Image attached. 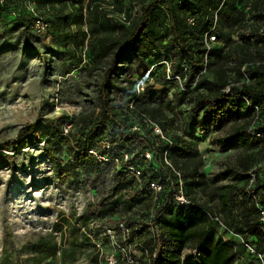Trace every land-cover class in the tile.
I'll use <instances>...</instances> for the list:
<instances>
[{
  "label": "rangeland",
  "instance_id": "rangeland-1",
  "mask_svg": "<svg viewBox=\"0 0 264 264\" xmlns=\"http://www.w3.org/2000/svg\"><path fill=\"white\" fill-rule=\"evenodd\" d=\"M97 1L64 0L63 6H44L40 0H0V264H109L111 257L113 264L117 260L145 264V245L124 228L128 225L152 233L147 194L137 195V184L127 176H117L111 162L93 161L85 169L70 162L72 144L82 142L99 120L102 102L117 118L125 119L128 129L141 124L139 134L147 128L138 120L136 108L160 107L157 125L161 129L165 125L170 138L182 136L202 157L204 177L196 188L197 199L207 202L216 213L220 202L208 197L220 186L235 183L250 189L256 178L264 179L263 138L256 139V146L249 150H221L213 144L216 137L228 135L245 118H234L223 109L215 123L208 122L200 130L197 127L192 103L184 97L189 63L169 46L172 34L161 5L154 12L158 23L152 26L154 36L162 40L127 54L102 90L111 57L92 61L85 50L90 33L85 7L87 3L96 7ZM78 2L84 6L80 30L69 20L68 26L61 24L57 12L62 8L63 14H76ZM110 2L99 0V10H111ZM123 3L126 12L114 13L116 18L138 13L137 3ZM34 14L48 24L46 31L32 27ZM215 45L224 47L222 41ZM215 59L216 55L213 62ZM216 66L198 72L195 77L201 75L202 81L196 86L193 83L187 93L207 90L204 78L211 80ZM230 76V83L239 85L248 78L236 73ZM32 123L40 139L17 150L13 142L18 130ZM257 123L251 121V125L260 126ZM134 145L137 147L127 148L133 163L156 167L154 156L144 162L143 146ZM239 158L252 162L249 171L237 165ZM234 168L236 172H232ZM223 171L228 175H221ZM104 197L108 205L103 208L100 200ZM219 213L227 221L226 215ZM221 235L232 241V264H258L239 238L228 240V235L215 231V238ZM194 245L191 240L186 248Z\"/></svg>",
  "mask_w": 264,
  "mask_h": 264
},
{
  "label": "trees",
  "instance_id": "trees-1",
  "mask_svg": "<svg viewBox=\"0 0 264 264\" xmlns=\"http://www.w3.org/2000/svg\"><path fill=\"white\" fill-rule=\"evenodd\" d=\"M40 1L44 6L64 4V0ZM124 1L137 3L138 13L130 17L123 16L121 20L116 18L114 13L126 12L123 0H111L107 3L111 10L100 11L99 8L102 9V6L99 0L96 7L88 6V3L85 7L88 10L87 21L90 23L86 52L90 54L92 61L111 57L101 82L102 90L108 87L117 65L127 54L143 49L144 44L148 48L156 40H162L161 37L154 36L155 29L152 26L158 23L154 12L161 5L169 20L168 30L172 34L169 46L178 58L180 56L189 63L190 71L189 76H186L188 79L185 83L188 84L185 90L191 91L193 83L196 86L202 81L201 75L198 79L195 77L198 72H206L210 66L217 64L211 80L204 78L208 84L207 90L198 93L184 92L185 100L192 103V113L196 117L195 122L199 130L208 122L215 123L224 109L228 110L232 117H242L246 121L237 124L228 135L216 137L213 140L215 146L221 150L235 147L249 150L256 146V139H264V0H223L220 8L221 0H151L147 3H144V0ZM78 3L76 14L71 12L63 14L62 8L57 12L61 14L59 16L61 24L68 26L69 20L78 25L80 30L84 6L82 2ZM215 12L217 18L215 28L219 35L206 51L204 37L213 26ZM189 17H195L196 22L189 24ZM258 37H263L262 41H258ZM221 41L224 47H217L215 44ZM214 55L216 59L213 62ZM219 59L222 63H219ZM231 73H236L239 77L245 75L248 77L247 82L240 85L238 82L231 84L229 80ZM102 103L99 120L84 134L82 142L72 144L71 164L85 169V165L90 166L93 161L100 163L88 152L89 149L96 148L107 155H117L122 151L130 152L127 148L137 147L135 143L143 146L142 155L143 150L147 149L153 152L156 160V167H153L155 164H149L153 168L145 167L142 170L146 183L151 179L159 180L156 169L165 171L163 150L166 145L163 140L153 134L151 127L145 123L142 125L147 128L146 132L142 134L132 132L126 127L125 119L117 118L113 109L109 108L106 102ZM159 109L160 107L145 108L140 105L135 111L156 122ZM161 117L165 118L160 114ZM251 121L258 122L260 126L251 125ZM165 124L168 125L166 121ZM161 126L163 133L166 134L168 128L165 125ZM39 139L35 134V123H32L18 130L17 140L13 144L18 150ZM102 139L107 140L108 148L101 146ZM171 140L169 159L172 165L180 170L187 194L197 198L196 188L204 177L200 166L202 157L197 154L196 147L179 134L173 135ZM237 165L247 172L252 162H248V158H239ZM233 171L236 172V168ZM220 174L228 175L227 171ZM117 176H122V173L118 172ZM256 181L255 186L250 189H246L245 186L239 187L235 183L222 185L218 192L210 194L208 199L219 200L217 210L226 215L225 223L229 229L242 234L257 250L264 252V231L257 208L258 205L264 207V179L256 178ZM253 195L256 199L252 197ZM107 205V198H102L100 206L104 208ZM148 226H153L155 231L150 233L143 228L136 230L129 228V233L145 245V248H142L146 257L145 264H232L234 254L232 241H226L221 236L215 238L214 225L196 207L186 205L173 207L167 216L152 218ZM191 240L195 243L191 248L199 252L196 259L190 252L182 255ZM115 264L122 263L117 260Z\"/></svg>",
  "mask_w": 264,
  "mask_h": 264
},
{
  "label": "built area",
  "instance_id": "built-area-1",
  "mask_svg": "<svg viewBox=\"0 0 264 264\" xmlns=\"http://www.w3.org/2000/svg\"><path fill=\"white\" fill-rule=\"evenodd\" d=\"M224 3L223 0H221V3L219 4V8ZM123 18V17H122ZM214 23L209 32L205 33V48L206 51H208L211 47V44L217 40V36L219 35L216 31L215 25H216V12L214 14ZM32 27L36 29L37 31L44 32L48 28V24L44 22L43 18L41 16H38L37 14H34V17L32 19ZM196 22L195 17H189L188 23L194 24ZM228 90V89H226ZM137 118L140 122L145 123L147 126L151 127L153 134L158 136L163 142L165 143L166 147L163 150L164 151V157H163V167L165 171H160L159 168L156 169L158 172V179L159 180H153L146 183L145 179L143 178L142 170L143 168L137 165L136 163H133L131 160V153L122 151L119 154H112L107 155L106 153L99 152L96 148L89 149L88 152L93 155V157L101 163V161H107L111 162V164L116 169V172L122 173V176H127L131 180L134 181L135 184H137L138 192L137 195H143L147 194V197H149L150 205H149V216L151 218H161L168 215V212L176 206H193L198 208L200 211L203 212L204 216L207 217L208 221L214 225L215 231L219 230L228 235V238H234L237 237L240 240V244L247 249L251 257H255L258 261V264H264V252H260L256 249V247L250 243V241L245 238L242 234L237 233L229 229L224 221L223 216L219 212H215L214 209L203 200L200 201L197 198H193L191 195L187 194L185 183L183 180V176L179 169L174 167L169 159L170 149L172 146V140L167 135L164 134L162 129L157 125V123L152 120L151 118H148L145 114L136 112ZM141 124L134 123L131 127V131L139 132ZM140 133V132H139ZM253 133V132H252ZM259 136V134H256ZM101 146L104 148H108L109 144L106 139L101 140ZM144 151V162H149L151 158L153 157V152L148 151L147 149ZM149 195V196H148ZM256 199L255 195L252 196ZM207 203V204H206ZM258 214L260 222L262 223V229L264 231V207L258 205ZM128 227V225H127ZM125 226L124 230L128 233L129 228ZM155 231L153 226L151 227V232ZM228 239V240H229ZM186 252L192 253L193 257L196 259L199 256V252L195 248H189L185 249L183 251V256L186 254ZM128 261L131 262V260L128 257ZM128 262V263H129ZM109 264H113L112 257L109 258ZM133 264V262L129 263Z\"/></svg>",
  "mask_w": 264,
  "mask_h": 264
},
{
  "label": "crops",
  "instance_id": "crops-1",
  "mask_svg": "<svg viewBox=\"0 0 264 264\" xmlns=\"http://www.w3.org/2000/svg\"><path fill=\"white\" fill-rule=\"evenodd\" d=\"M221 237L224 239V237H223V235H221ZM228 238V237H227ZM229 239V238H228ZM224 240H226L227 241V239H224ZM230 240V239H229Z\"/></svg>",
  "mask_w": 264,
  "mask_h": 264
}]
</instances>
